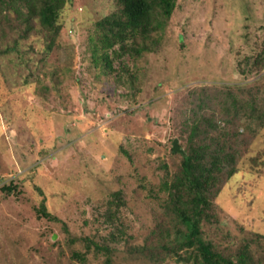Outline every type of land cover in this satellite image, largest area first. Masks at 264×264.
I'll return each instance as SVG.
<instances>
[{"label": "rangeland", "instance_id": "1", "mask_svg": "<svg viewBox=\"0 0 264 264\" xmlns=\"http://www.w3.org/2000/svg\"><path fill=\"white\" fill-rule=\"evenodd\" d=\"M114 8L65 0L55 31L0 0V264H202L164 189L193 124L216 160L203 239L264 264V0H177L120 83L88 42Z\"/></svg>", "mask_w": 264, "mask_h": 264}, {"label": "trees", "instance_id": "2", "mask_svg": "<svg viewBox=\"0 0 264 264\" xmlns=\"http://www.w3.org/2000/svg\"><path fill=\"white\" fill-rule=\"evenodd\" d=\"M113 1L114 10L96 21L98 32L94 36H89L88 42H91L93 60L101 62L104 69L113 71V62L118 63L116 74L120 83L119 79H123L124 75L133 76V71L127 63L121 61L122 56L128 57L134 63L143 52L156 53L159 50L165 25L173 15L177 0ZM1 2L6 4L26 26L32 18L37 19L44 29L56 31L58 29L56 21L65 0H1ZM197 132L198 126L193 124L186 153L174 152L171 148V152L181 156V173L169 185H164L168 205L172 206L179 222L185 228L183 231L178 230L177 248L193 247L202 264H255L246 245L235 255L224 257L214 250L212 243L206 242L202 237L200 221L203 218L209 219L211 215L208 213L211 202L205 191L217 178L214 176L216 160L212 158L214 161L207 166L205 145L192 143ZM222 166H226V174L230 176L233 165ZM1 188L4 191H12L15 185L9 182ZM118 194L116 193V197L119 199ZM184 195H187V198H184ZM40 213L48 219L55 218L45 209H40ZM95 246L101 248L98 244ZM163 247L168 248L166 245ZM196 263L199 261L196 260ZM107 264H111L110 259H107Z\"/></svg>", "mask_w": 264, "mask_h": 264}, {"label": "water", "instance_id": "3", "mask_svg": "<svg viewBox=\"0 0 264 264\" xmlns=\"http://www.w3.org/2000/svg\"><path fill=\"white\" fill-rule=\"evenodd\" d=\"M172 149L174 152H179V153H183V149H181L178 145V140L175 138L173 141H172Z\"/></svg>", "mask_w": 264, "mask_h": 264}]
</instances>
